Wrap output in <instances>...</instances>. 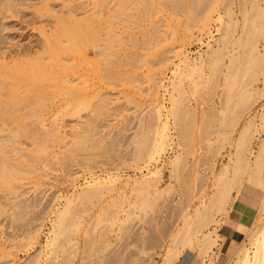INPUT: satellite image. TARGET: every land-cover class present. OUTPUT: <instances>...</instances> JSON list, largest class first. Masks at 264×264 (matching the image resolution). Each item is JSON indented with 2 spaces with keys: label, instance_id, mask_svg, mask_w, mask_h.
Instances as JSON below:
<instances>
[{
  "label": "rangeland",
  "instance_id": "1",
  "mask_svg": "<svg viewBox=\"0 0 264 264\" xmlns=\"http://www.w3.org/2000/svg\"><path fill=\"white\" fill-rule=\"evenodd\" d=\"M227 1L176 0V5L175 0H0V175H7L0 177V264H63L64 260L66 264H163L167 250L174 245L171 242L176 230L182 227L188 214H193L202 194L212 191V179L227 164L240 131L252 118L257 129L251 136L247 158L254 160L264 140V122L260 120L264 111V63L261 67L255 65L257 69L251 63L250 70L244 60L240 61L239 94L244 95L248 89L257 91L254 102L249 104L251 109L245 108V96L240 95L235 99L237 105L231 107L233 112L221 118L219 111L224 102L223 72L229 63L227 56L242 50L234 46L242 33L243 14L240 13L246 10L248 19H253H249L250 23L255 21L259 25L262 21L264 24V0L258 2L260 9L254 0H231L239 27L233 42L227 46L229 49H225L223 70L210 72L204 68L202 77L195 79L197 86L193 90L190 81L183 82L186 108L183 103L182 116L177 114L179 119L183 118L178 120L181 127L174 128L170 120V139L174 144L157 163L135 170L136 144L144 137L152 139L150 133L155 121L151 106L156 100L164 102L169 116L171 102H168L167 90L172 91L174 67L184 55L190 60L201 54L206 58L207 45H214V40L220 38L221 20L225 19L222 7ZM210 6L213 7L208 30L197 28L188 32L187 22ZM258 38L261 39L258 41ZM254 45L263 56L264 36H258ZM30 72L36 75L34 82L28 77ZM247 81L253 85H243ZM242 108L246 109L245 113ZM231 113L240 114V119ZM225 118L227 123L222 121ZM182 128L185 135L193 129L190 135H194L186 140L191 139L190 150L187 143L177 139L176 131ZM61 131L66 132V137ZM64 140L68 143H62ZM45 143L50 145L47 147ZM44 148H47L43 151L45 155ZM175 155H182L184 164L181 162V169L178 165L173 179L170 171ZM158 167L163 174L156 186L159 194L155 189L149 195L131 193L129 182ZM109 174L121 179L118 192L94 201L77 200L81 188L92 176L102 181ZM263 194L257 190L254 195L259 200ZM70 200L74 206L69 216L73 217V213L74 217H67L73 224L80 223L79 229L83 224L82 228L70 229L72 223L67 219L64 223L67 231L51 250L46 245L51 239L52 223ZM238 204L240 213L251 210L249 196L240 195ZM251 211L255 213L256 209ZM217 219H221L220 223L213 226H217L215 231L221 238L207 258L202 259L196 250L194 253L184 250L174 264L189 256L192 257L189 264H204V260L205 264L235 262L233 249L249 244L247 234L243 232L245 237L237 234L235 226L226 222V216ZM229 225L233 229L229 230Z\"/></svg>",
  "mask_w": 264,
  "mask_h": 264
},
{
  "label": "bare ground",
  "instance_id": "2",
  "mask_svg": "<svg viewBox=\"0 0 264 264\" xmlns=\"http://www.w3.org/2000/svg\"><path fill=\"white\" fill-rule=\"evenodd\" d=\"M253 2H254V5H256V8L260 9L259 8L260 6L258 7V5L260 4V3L258 4L259 0H254ZM174 3L176 4V0H175ZM176 5H178V3ZM232 5H233V2L231 0H228L224 4V7H222L223 8L222 11L224 13L225 19L224 20H221L222 21L221 22L222 25H221V29H220L221 32L219 33L220 38L214 40V42H213L214 45L213 44L212 45H207L209 51L206 54V58H204L203 56H201L202 55L201 54L197 59L190 60L187 55H184L183 58H181L180 61H179L180 64L177 65L176 67H174L175 68L174 69L175 71L173 72V74L175 76V81L172 82L173 80H171V86H170L172 91L171 92H168L169 90H167L168 97L170 96L169 97L170 98V101H168V102H171L170 103L171 108H169V116H168V114L166 115L167 112H166V106L164 105V102H161V101L156 100L155 103L151 106V107H154L153 108L154 109V111H153L154 112V118L153 119L155 121V123H153V130L150 128L152 130L151 131L152 133H150L151 136H152V139L150 137L149 138L148 137L147 138L144 137V139H142L141 142L139 141L140 142L139 144H136L137 145V147H136L137 148L136 149L137 153H136V155L134 157L135 158L134 163L136 164L137 167L135 168V170L136 169H140L142 165H144V167H145V166H149L150 164L157 163L158 160L161 158V156L165 153L166 149L174 144L173 143V140L170 139V130H171L170 128H172L171 125H170V120L172 119V122H173L172 125L174 126V128L175 127L176 128L177 127H181V125H180L181 121H179V125H178V120H183V118L179 119L178 118V115L180 114L179 117H181L182 114H183V113L181 114V112H183V110H182L183 109L182 108L183 107V103H184V100L183 99L185 98V96H184L185 95V88L183 87L184 86L183 85L184 84L183 82L185 80H187V82L190 81V84L192 85V88L191 89L193 90V88H195L197 86V83H195V79L202 77V75L204 73V70H205L204 68L207 67L208 68V71H210V72H214V71L220 70V69L223 70L221 63H223L224 60L226 59L225 58V56H226L225 49L228 48L227 46L230 45V42H233L234 34L236 33V29H238V27H239V26L237 27L238 23L234 19V15L235 14L233 12ZM212 7L213 6H210V7L206 8L202 13H200V14L198 13V15L195 13L196 16L193 14L195 17H193L192 20H189L187 22V24L185 26L186 30L188 32H190L192 29L194 30V29H197V28L198 29L202 28L201 31H203V30L205 31V29H207V27L209 26V22L211 20V14H210V12L212 11L211 10ZM251 7L254 8L253 4H252ZM241 9L243 10V8H241ZM241 9H240V11H241ZM248 12H249V10H248ZM240 14L241 15L243 14L242 33L240 34L239 38L234 42V44H235L234 46H236L237 49L239 48V50L240 49H242V50H240L241 51L240 53H238L239 52V50H238V52H237L238 54H231L230 55L228 53L229 55L227 56L228 57V60H229V63H228V65H226L224 67V70L225 71L223 72L225 74V76H224L225 77V83L223 85L224 91H222V92H224V94H222V95H224V102L222 101V104L223 105L221 106L222 107L221 108V111H219V114L221 115V118H224V116L227 113L233 112L232 109L234 108L235 99L237 97H239L240 95H242V94H239L241 88L239 87V85H240L239 84V77H240L239 74H240V72L238 73V71L241 70L239 68L242 66L240 64V61H243L244 60V62L248 64V68H250L249 65H251V63H253L254 66H252V67H255L256 69H257V66H260V64H263L264 63V55L263 56H260L258 54V49L254 45V41L257 40V37L258 36H260V37L262 35L264 36V24L261 23L262 21L259 23V25H257V22H255V21L252 22V23H250L249 22V19L250 18L248 19V14H247V11L246 10L242 11ZM250 17H251V15H250ZM258 17H261V15L258 16ZM250 20H253V19H250ZM260 20H262V19H260ZM187 31H185V32H187ZM209 31H210V29H209ZM259 39H261V38H258V41H259ZM60 47H62V46L60 45ZM58 52L62 53L61 51H58ZM60 53H59V55H61ZM56 56H57V54H56ZM2 58H4V57H2ZM223 58H225V59H223ZM47 61H49V60H47ZM50 63H52V62H50ZM55 65H57V64H55ZM255 65H257V66H255ZM223 66H224V64H223ZM263 67H264V65H263ZM50 68H52V67H50ZM251 68H250V70H251ZM31 70H33V69H31ZM54 70H55V68H54ZM222 70H220V71H222ZM258 70H259V67H258ZM258 70H255V71L258 72ZM260 71H261L260 73L262 74V70L261 69H260ZM38 73L40 75V72H38ZM254 75H256V73ZM254 75H252V76H254ZM28 77L31 78V81L32 82H34L37 79V78H35L36 75H35L34 72H30L28 74ZM45 77H47V76H45ZM250 79H251V76H250ZM75 80H77V79H75ZM80 80H78V82L83 81V80H81V81ZM251 81H253V80H251ZM45 82H48V80L45 81ZM69 82H70V80H69ZM247 83H248V81H247ZM247 83L245 82V84H243V83L242 84L245 85V86H247V87H251V85H253L252 84L253 82L251 83V85H250V83H248L250 86ZM80 84L81 85L83 84L85 86L84 83H80ZM247 87L245 89H247ZM236 88L238 89V91H237ZM56 89H55V91H57ZM62 92H64V91H62ZM65 93H66V90H65ZM236 93H238L239 95H237ZM256 95H257V91H254L253 89H248V90L245 91L244 95H242V98H243V96H245L244 97L245 98V101L243 102L245 108L246 107L249 108L251 106L249 104H250V102H252V100L254 102ZM67 96L69 97V94ZM92 98H93V96H92ZM239 99H241V98H239ZM184 105H185V103H184ZM236 105H237V103L235 104V106ZM84 106L85 105H83V107ZM103 106H104V104L102 105V107ZM231 107H232V109H231ZM251 107H250V109H251ZM97 108H98V105H97ZM185 108H186V105L184 106V109ZM248 108H246V109H248ZM98 109H101V107L98 108ZM179 109H180V111H178ZM244 109L242 108V111ZM244 111H243V113H245ZM184 112H185V110H184ZM40 113H41V111H40ZM231 114L233 115L234 113H231ZM237 114L235 113V115H233V116H236L235 119L238 120L240 114H238V115ZM235 119L232 118L233 121ZM260 120L262 122H264V111L260 115ZM222 121H225L227 123L228 120L226 121V118H225V120H222ZM54 122H55V120H54ZM224 126L225 125H223V127ZM228 126H229V124H228ZM255 128H256L255 118L254 119L253 118L252 119H248L246 121V123L244 124L242 130L239 133V137H238V140L236 142V145H235L234 152H233L232 156L229 158L227 164L223 165L222 168L219 170V173H218V175H216L217 177L215 178V180L212 179L214 181V183L212 184V187H213V189H211L212 191L210 193H206V191L203 193V190H202V192H200V194H202V193L203 194L200 197V202H199L198 206L195 208L193 214H190V215L188 214L186 216V218H184L185 220H183L184 223H183L182 227L179 230H176L177 232H175V234L173 235V238H172V242L171 243L174 244V245L171 248H169V250H167L165 259L163 260L164 261L163 264H174L178 259H180L181 256H183L182 253H183L184 250H189L190 252L192 251L193 253L195 252L194 250H196L198 252V255L200 257H202V259L207 258L209 252L216 246V244L218 243L219 239L221 238V236L217 234V231H215L217 226L215 227V225L213 226V224L220 223L221 219L218 220L217 217L222 216V215L226 216V222L228 224H231V225H234L235 226L236 231H237V234H241L242 236L245 237V235L243 234V232H246V234H247L246 235V237H247L246 239L249 242L248 245L243 244L242 246H239L240 249H235V248L233 249V253H235V256H234L235 257V262L233 264H264V194L262 195L261 199H259V200L254 195L257 190H262V192L264 193V177H262V175L264 174V140L260 144V146L258 148V151H257V154L254 156V160H250L249 158H247V152H249V147H248L249 146V142H251V139H253V137L251 138V136L253 135V131L257 129V128L255 129ZM183 129L184 128H182L180 131H178L179 129H177V131L174 129L176 131V133H178V136H177L178 138L177 137L176 138L177 139H180L179 141H181V143H183V144H186L187 143L188 145L186 144V146H187V148H188V146H190L188 148L190 150V148H191V145H190L191 144L190 143L191 139H189V142H187L186 140H188L187 137H190L191 138V136L194 135V134L190 135L192 133L190 131H192L193 129L191 128L192 130H190V128H189L190 131H189V133H187L188 135H185L186 132H185V129L184 130ZM57 130H58V128H57ZM57 130H55V131H57ZM186 131L188 132V130H186ZM45 132H49V131H45ZM51 132H53V131H51ZM58 132H60V130ZM61 132H63L64 133L63 135L66 137V135H65L66 132H64V131H61ZM67 132H68V130H67ZM45 134H47V133H45ZM54 134H56V132ZM223 134L225 135V133H223ZM229 134H231V133H229ZM60 135H62V134L60 133ZM48 136H49V134H48ZM60 139H62V138H60ZM55 140H56V138H55ZM171 140H172V142H170ZM45 141H47V140H45ZM51 141H53V140H51ZM179 141H178V143H180ZM40 142H41V140H40ZM65 142L66 141L64 140V142H62V143L65 144ZM66 143H68V142H66ZM45 144H47V143H45ZM48 145H50V144H47V147H48ZM176 145H177V148L178 147L181 148L180 145H178V144H176ZM186 146L184 145V147H183V145H182L183 148H185ZM45 149H47V148H44L42 150V152ZM171 150H172V148H171ZM48 151H50V148L48 149ZM67 152H69V151H67ZM70 152H71V150H70ZM182 152L185 153L186 151L182 150ZM39 153H40V151H39ZM43 153L41 155H43ZM48 154H51L52 155L51 152L48 153ZM250 154H252V153H250ZM44 155H45V153H44ZM45 159H47V158H45ZM84 161H87V160L84 159ZM181 162L182 163L184 162L182 155L181 156L180 155L179 156H176L175 155L174 160L171 161L172 170L170 171V173H171L170 176H172L175 172H178V168L181 166ZM178 165H179V167H178ZM1 166H2V164H1ZM180 169H181V167H180ZM185 169H186V167H185ZM161 171H162L161 168L159 169V167H158L157 169H153L152 171L151 170H148V174L145 175V176L143 175L139 179H136V178H135V180L133 179L131 182H129L130 183L129 185H132V189H131L132 192L131 193H135V194H137L139 196H143V195H149L150 190L151 189H153V190L155 189V193L157 194L158 192L156 190V186H157V184L159 182H161L160 180H161L162 175H163L161 173ZM183 171H185V170H183ZM183 171H181V172H183ZM12 172H14V170ZM3 174L4 173H2V176L4 178H5V176L7 177V175H3ZM190 174H191V172H190ZM193 174H194V171H193ZM11 175H12V173H11ZM15 175H17V174H15ZM245 175L247 176V179L246 180L244 179V176ZM2 176L0 175V177H2ZM16 177H18V175ZM174 177L176 178V176H174ZM4 178H1V180L4 179ZM172 178H173V176H172ZM175 178H173V179H175ZM127 180H129V179H127ZM18 181H19V179H18ZM120 181H121V179L117 175L115 176L113 174L107 175L102 181H100L99 179H97V177L94 178L92 176V178H91L90 181L85 182V186L83 188H81V192L77 196L78 198L77 197L76 198H77V200L79 199L82 202L84 200H86V201L89 200L90 201L91 199H93V201H94V199H96V198L98 200V198H102L106 194H110V193L115 192V191L118 192V189H119L118 184L120 183ZM7 185H10V184H7ZM5 186H6V184H5ZM204 188H209V187H204ZM120 190H123V189H120ZM120 190H119V192H120ZM163 191H166V190H163ZM200 194H198V195H200ZM240 195L249 196L250 197L251 204H249V205H250L251 210H255L256 209V212L255 213L253 211H251V210L246 211V212L244 211L245 213H240V207H239V204H238V197ZM121 196H123V195H121ZM73 198H71V199L73 200ZM195 198H196V195H195ZM103 199H104V197H103ZM191 199H193V198H191ZM197 199H195V200H197ZM72 200L68 201L67 205L64 207V210H62L61 212H59V214H57V216L55 215L56 216V219L52 223V232H51V236H50L51 239L48 242L49 244L46 245V246H51V250L55 246H57V244L60 242L59 241V238L61 239L60 236L63 235V232L66 230V226L64 225V223L67 221V219L69 220V218L67 216H69L71 206H72V204H74L73 203L74 200L73 201ZM195 200H191V201L193 202ZM79 203H81V202H79ZM193 204H195V203H193ZM89 205H91V204H89ZM92 205H91V207H92ZM142 205H144V204H142ZM73 206H72V208H73ZM76 207H74V208H76ZM87 208H89V207H87ZM94 208H95V206H94ZM84 209H86V208H84ZM230 209H231V212H229ZM71 210L73 212V209H71ZM86 210L87 211H90L89 209H86ZM81 212H84V211L81 210ZM74 213H77V211L74 212ZM107 213H109V212H107ZM130 213H132V211ZM84 214H85V212H84ZM84 214L81 215V216H84ZM120 214H121V211H120ZM72 215L74 217V214L73 213H72ZM69 217L73 218L71 215ZM128 217H129V215H128ZM76 219H77V217H76ZM76 219L75 220L73 219V220L74 221H77ZM239 219L241 220L240 222H234V220L237 221ZM107 221L109 222V220H107ZM69 222H70V220H69ZM93 222H97V221L95 220ZM70 223H72V224H70V229H74V230H78L79 229L80 223L73 224L74 222L72 220H71ZM115 223H116V221H115ZM82 225H81V228H82ZM90 226H91V224H90ZM210 226H212V228L213 227L214 228L213 229H209ZM68 227H69V225H68ZM87 227H89V226H87ZM105 227H109V226H105ZM81 228L79 230H81ZM104 229L106 230L107 228H104ZM88 230H92V229L90 228ZM105 230H104V233L106 232ZM38 232H39V230H38ZM91 233H92V231H91ZM104 233H102V236L103 237H104V235H103ZM29 236H31V235H29ZM89 236H90V233H89ZM102 236H100V238ZM48 240H49V238H48ZM102 240L104 241V243L106 242L105 241L106 239H102ZM92 241H93V238H92ZM171 243H170V245H171ZM61 244H62V242H61ZM109 244H111V243H109ZM178 245L180 246V248L178 247ZM110 246H112V245H110ZM74 247H75V245H74ZM97 247L100 248V245L97 246ZM55 250H56V248H55ZM109 250H110V248H109ZM100 251H101V249H100ZM51 253H52V251H51ZM76 253H77V251H76ZM63 254H65V253H63ZM71 254H73V253L71 252ZM37 256H39V255H37ZM54 256L56 257V255H54ZM199 256H198V258H200ZM55 257L53 259H55ZM50 258H52V256ZM191 258H192L191 256L185 257L180 264H189L190 261H191L190 260ZM61 259H63V258H61ZM210 259H213V258H210ZM71 261H73V260H71ZM67 262H68V260H67ZM54 263H52V264H54ZM64 263H65V260H64L63 264ZM203 263L205 264V260L203 261ZM35 264H39V263L36 262ZM69 264H71V263L69 262Z\"/></svg>",
  "mask_w": 264,
  "mask_h": 264
},
{
  "label": "crops",
  "instance_id": "3",
  "mask_svg": "<svg viewBox=\"0 0 264 264\" xmlns=\"http://www.w3.org/2000/svg\"><path fill=\"white\" fill-rule=\"evenodd\" d=\"M240 221H241L240 219H239V220H237V221H235V220H234V222H240ZM227 227H228V229H229V230H230V229H233V228H232V226H230V225H229V226H227ZM234 231H235V230H234ZM227 238H228V237H227Z\"/></svg>",
  "mask_w": 264,
  "mask_h": 264
}]
</instances>
